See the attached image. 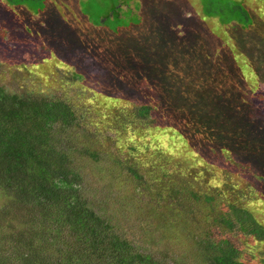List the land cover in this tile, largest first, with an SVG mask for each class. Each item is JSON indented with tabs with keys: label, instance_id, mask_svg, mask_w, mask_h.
Instances as JSON below:
<instances>
[{
	"label": "trees",
	"instance_id": "16d2710c",
	"mask_svg": "<svg viewBox=\"0 0 264 264\" xmlns=\"http://www.w3.org/2000/svg\"><path fill=\"white\" fill-rule=\"evenodd\" d=\"M45 1L0 0V47L7 41H17L27 53L24 54L29 55L28 63L25 62L28 69L34 58L47 63L58 52L56 66L65 64L64 59L74 56L78 50L81 55L75 56L79 61L82 56L86 62L93 61L94 53L89 51V55L88 51L78 46L72 48L70 41L59 44L63 42L58 31L61 22L51 17L53 9H49V6L46 8ZM243 1L236 2L242 6L239 9L238 4L237 8L232 7L235 4H230L232 0H210L209 15L215 17V23L224 26L227 31L235 22L232 17L235 10L243 11L244 19L238 20L237 28L241 36L248 35L255 21L252 19L251 23L248 16L252 13L250 6L247 9ZM89 3L92 9L85 8ZM129 5L128 0H86L81 1L79 7L89 26L109 28L111 26L108 22L112 19L128 21L125 17H129L132 11H122V6ZM93 11L98 12V22H94L91 16ZM40 14H44L42 19L38 18ZM136 15L140 14L135 13L133 17ZM133 20L129 18L128 23H122L115 31L105 27L125 39V44H130L127 51L118 54L123 57L124 64L114 63L117 72L113 76L112 85L117 91H122L118 94L120 96L139 91L138 82H132L128 88L124 84L120 72L124 70L135 74L141 80L140 83L147 81L155 84L163 94L158 96L160 105L167 108L169 120L174 125L160 131L152 129L157 137V142H152L156 147L150 144L142 154L156 159V162L143 170L151 175L148 181L152 180L153 184L148 185L150 188L147 194L140 192V186L135 187L129 204L137 202L134 209L137 215L142 216L143 220L162 222L161 230L168 231L178 243H189V249L181 256L169 258L168 250L160 252L155 246L161 244L163 237L152 241L148 228L140 226L145 235L139 237V242L134 241L121 233L118 224L100 209L98 200L94 202L96 205L91 204L93 198L90 199L80 173L73 167L74 155L69 145L72 139L69 132L83 116L82 110L86 107L76 111L67 102L47 97L40 91L10 92L0 85V195L8 200L0 205V264H249L241 259L249 243L255 240L257 242L253 246L264 248V230L258 229V220L254 216L262 218L264 215V189L256 191L253 198L252 195L247 197L251 193L245 190L252 191L249 187H244L243 192L239 193L236 185L218 181L215 176L212 179L215 189L200 194L198 187L203 172L197 169L194 159L180 160L175 157V154H179L177 149L190 152L188 142L203 150L209 139H213L217 145H225L224 139L234 144L238 140L236 150L233 151L229 143L230 148L225 146L223 152L238 165L243 161L254 162L264 170V126L253 118L240 117L242 111L252 115L248 112L251 108L249 90H258L253 84L251 87L247 80L246 64L252 71H256L251 56L246 57L245 65L241 66L233 46L231 49L225 48L220 43L215 53L211 49L215 45L206 36L194 33L187 26L183 32L171 28L159 35L166 37L161 56L138 59L140 50L137 47L140 45L134 43L136 38L126 35H133L132 29H129ZM44 38L50 42L44 41ZM259 40V46L263 47L262 39ZM29 42L31 48L27 49L24 44ZM244 42L239 39L240 44ZM66 47L68 55L64 54ZM24 54L21 57H25ZM201 59H205L204 62ZM215 59L225 62L228 67L220 70L222 63L219 65ZM182 60H185L184 63ZM191 60L195 61L191 63ZM99 65H102V61ZM107 65V72L114 69L112 63ZM189 73H193L195 78L187 85H179V89L175 87L173 92L166 88L169 77L173 81L183 82ZM180 74L182 78L178 77ZM82 76L74 72L73 81ZM119 76L122 78L119 79ZM200 79L202 83L197 86ZM203 92L204 96L201 95ZM92 96L96 98V95ZM172 96L180 100L184 96L193 97L196 102H186L181 108ZM118 98L123 99L110 96L104 97L99 103L110 105L117 102ZM86 106L88 114L92 106ZM178 106L180 112H187L185 115L190 113L185 116V120L177 118L179 112L175 108ZM136 112L145 117L148 107L143 104ZM259 113L261 111H255V114ZM186 125L202 129L204 146L198 144L202 135L197 133L196 138L194 132L190 133L186 129ZM136 158L141 157L139 155ZM157 160H161V163ZM125 166L131 169L130 172L122 165L118 168L126 171L130 177L132 173H137L135 168L140 170L135 159H131ZM258 179L264 185V175ZM159 187L162 192L155 190L156 193L152 194V189ZM222 196L231 199V203H225L223 209L219 207L225 200ZM147 210L150 215L146 213ZM260 227L264 229V225ZM237 230L242 233L238 241L233 239ZM259 252L261 256H257L256 260L264 264V251L261 249Z\"/></svg>",
	"mask_w": 264,
	"mask_h": 264
},
{
	"label": "rangeland",
	"instance_id": "374dc122",
	"mask_svg": "<svg viewBox=\"0 0 264 264\" xmlns=\"http://www.w3.org/2000/svg\"><path fill=\"white\" fill-rule=\"evenodd\" d=\"M61 1L63 2V0H59L57 3ZM141 1L142 0H138V3ZM232 1L233 2H230V4H234L235 2L232 7L237 8L238 5L239 9L242 7L240 3H236L238 0ZM178 2H180L181 5H189V10L186 13H190V9L191 13L188 15H181V12L179 14L175 9H164L169 18L174 22L183 18L185 19L182 20V25L174 27L178 32L185 31L187 24L191 22L195 25L193 29L194 33L200 31L201 34L206 36V38L215 45V48L214 46L211 48L213 52H215L217 48H220V43H223L225 48L231 49L233 46L235 48V50L233 48L234 54L238 56L237 62L242 64L241 66L245 65L244 61L247 60L246 57L251 56L253 62L252 66L256 70L255 72L257 75L252 71V68L250 66L248 68L246 64L245 70L248 72V74H246L247 80L249 85H255L258 90L255 91L253 88L249 90V105H251V108L248 112L252 115L242 111L240 117L253 118L255 122H259L264 126V56H262L264 54V0H245L242 2L243 6L247 5V9L250 6V12L253 13H249L248 15L251 19V23L253 22L252 19L255 21L249 32L250 34H244L243 36L240 35L241 31L237 28V26H239L238 20L244 19L245 13L243 11L239 9L235 10L232 16L235 22L225 31L224 26L215 23V17L209 15L211 11L210 0H174L171 3L176 5ZM57 3L55 4V2H53V4L56 5L55 7L58 6ZM53 4L49 6V9H55V11H53L54 13H51V17L53 19H63V22L59 23L61 28H58L63 42L59 44L70 41L72 48L78 46L86 52L88 51V54L89 51L94 53L92 54L94 60L86 62L84 56H82V60L79 61L77 56L81 54L78 50L74 52V56H70L69 59H64L66 62L65 64L56 66L59 56L58 52V55L54 54L47 63H41L34 58L35 60H32V66L28 69L25 62L28 61L29 55H26L27 53L23 51L17 41L12 40V42H9L6 40L7 43H4V46L0 47V85L5 86L10 92L36 93L40 91L41 94L47 97L61 99L67 102V104L76 111H79L81 107L87 108L86 104L92 106L93 108H90L91 111H89L88 114H86V108L82 110L84 113L83 116L69 132L72 135L69 145L74 155L72 164L75 170L78 171L77 173H80L81 180L86 188V192L89 193L90 199L93 198L91 204H95L94 202L98 200L100 202V209L103 210L114 223H117L121 233L125 234V236H128L130 239L139 242V237L145 235V231L142 232L140 226H145V228L149 230L148 235L152 241L159 240L163 237L162 242H160L161 244L155 245L160 252L168 250V256L169 258L172 257V259L183 255L184 252L189 249V243H183L182 241L178 243L177 239L171 237L168 231L165 232V230H161L162 222L152 219L143 220L142 216L140 217L134 212L136 205H138L137 202L133 201L129 204L130 195L133 193L132 190L134 191L135 187L140 186V192L142 194H147L150 188L148 185H150V183L153 184L152 180L148 181L151 175L146 174V170H143L150 167L154 161L156 162V159H151L142 154L147 151L146 148L148 145L152 144L155 146L152 142H157V137L154 136V131H152V129L154 128V130L160 131L172 127L174 124L169 120L167 108L160 105L161 103L158 96L161 97L163 94L159 92L155 84H149L147 81L140 83L141 80H138L135 74L125 72V70L120 71L127 88L132 85V82L133 84L138 82L137 88L139 91H136L135 94L128 93V95L125 94L124 96L118 95L122 93V91H117V88L112 85L113 76L115 77V73L117 72L114 63L124 64L123 57L118 56V54L127 51V46L130 44H125V39L119 38V35H115L108 31V29L115 31L122 23H128L129 18H134L129 27V29H132L131 32L134 36L130 33L126 35L136 38V40H133L135 41L134 43L140 45V47H137V50H140L138 59H151L153 56L162 55L163 43L166 37L159 36L164 34L163 30L161 34H159V31H161V28L165 27V22H167L166 26H169V20H159V15L155 11V8H153L148 14L145 13V19H148L147 21L141 18V15L133 17L134 13L132 12L129 17H125L128 21L125 19H112L108 22L111 27L108 28L104 26L95 28L83 21L78 5L75 11L74 7L70 6L71 4L69 2L63 9L58 7L55 8ZM130 4L133 5V2ZM91 6L92 5L89 3L85 8L92 9ZM43 15L44 14H40L38 18L42 19ZM91 16L94 22H98V12L95 13L93 11ZM201 20L211 22L212 25L209 24L206 26V22H204V24L199 23ZM216 26L217 29H215ZM40 37L43 38L41 35ZM259 38L262 39L263 47L259 46ZM239 39L244 40V44H240ZM43 40L50 42V40L45 38ZM29 43L30 45H28ZM29 43L24 44L27 49L31 48V42ZM67 51L68 48L66 47L64 49V54L68 55ZM223 52L225 51L223 50ZM226 53L228 54V51ZM23 54L25 57H21ZM201 60L204 62L205 59ZM215 60H217L218 64L222 63L221 65L219 64L220 70L228 67V65L225 62L223 63L220 59ZM101 61L102 65H99ZM184 61L185 60H182V63H184ZM194 61L195 60H191L190 62L192 63ZM202 61L199 62L201 63ZM108 63H112L114 69L111 68L107 72ZM197 63L198 62H196V64ZM230 64H232V61ZM74 72L82 74L83 76L81 79L73 81L72 77ZM121 76H119V79L122 78ZM178 77L182 78L183 75L180 74ZM185 78L183 82H176L169 77L168 83L165 84L166 88L173 92L175 87L179 89V85H187V83L191 82L192 79L195 78V75L189 73ZM200 81L201 79L197 83V86L202 83ZM181 90H184V87H182ZM183 92L185 93V90ZM92 94L96 95V98L92 96ZM201 95L204 96L205 93L203 92ZM110 96H114V98L123 97V99L118 98L117 102L110 103V105L100 104V100ZM172 99L174 102L179 103L181 108L186 102H196L193 97L189 98L184 96L183 100H180L172 96ZM143 104L148 107V113L145 117H141L136 112ZM179 108L180 106L175 108L178 109L179 112L177 118H183L185 120V116H189L190 113L185 115L187 112H180ZM258 110L261 111V113L255 114V111ZM83 117L85 118L83 119ZM190 125H186V129L190 133L194 132L196 138L197 133H200L203 137L202 129L197 130ZM204 140L205 137L201 138L198 144L204 146ZM224 143L225 145H217L213 139H209L205 143L206 148L200 150L199 146H194L191 142H188L187 146L191 149L190 152L185 153L186 150L180 152L181 149H177L176 151H178L179 154H175V157H178L180 160L184 158L194 159L193 163L196 164L197 169L203 172L201 173L202 182L200 187H198V192L200 194H207L208 191L212 192L211 190L215 189L212 179L217 176L218 181H228L236 185L239 188V193L243 192L242 190L244 187H249L252 191L248 189L245 190L251 193L247 195V197L252 195L253 198L256 191L264 189L263 182L258 179L260 175H264V170L254 162L246 163L242 160L243 163L238 165L233 158L225 154L222 149L225 146L228 147L230 143L234 151L237 149L236 146L239 144V141L237 140L235 142L236 144H234L230 141L226 142L224 139ZM229 148L230 147H228V149ZM90 150L93 152L89 153ZM139 155L141 158H136ZM131 159H135L140 168V170L135 168L137 173H132V179L125 173L126 171L119 170L118 168L119 165H122L130 172L131 169H128V166L126 167L125 164L130 162ZM157 162L161 163V160H157ZM193 166L196 168L195 165ZM220 169L222 172L218 173ZM155 190L162 192L161 187H159L152 189V194L156 193ZM155 196L162 197L160 195ZM134 197L136 196L134 195ZM164 197L165 195L163 199ZM222 197L224 199L226 198V196ZM6 201L8 200L0 195V205H3L2 203H6ZM230 201V198L225 199L220 203L219 207L223 209L225 203L227 205L231 203ZM212 202L215 204V201ZM146 213L150 215L149 210H147ZM155 216L160 217L161 215ZM254 216L258 220V229L263 231L264 229L260 226L264 225V215L262 218H258L256 215ZM137 218L139 222L141 221L140 224ZM241 236L242 233L237 230L233 239L238 241ZM254 242L257 241L253 240V242L249 243L248 248H246L241 255V259L247 261L249 264H260L256 260V257L261 256L259 250L262 249V251H264V248L259 245H256V247L253 246Z\"/></svg>",
	"mask_w": 264,
	"mask_h": 264
},
{
	"label": "crops",
	"instance_id": "0c3cea01",
	"mask_svg": "<svg viewBox=\"0 0 264 264\" xmlns=\"http://www.w3.org/2000/svg\"><path fill=\"white\" fill-rule=\"evenodd\" d=\"M59 0H46L45 1V4L47 5L46 6V8L48 7V6H51L52 4H53V2H55V4L58 2ZM81 1H86V0H63V2L61 1V2H59V3H57L58 4V8H60V9H63V7L69 2L71 5L70 6H73L74 7V9L76 10V6L78 5L79 6V4H80V2ZM172 1H174V0H142L141 2H139L138 3V0H131V1H129V3H132L133 2V5H129L128 7L127 6H122V11H129V10H131L134 14L135 13H139L141 16H142V18H144V20H148V19H145V16H146V14H148V12L150 11V10H152L153 8H155V11L158 13V15H159V20H166V21H168L169 22V26H166V23L167 22H165L164 23V25H165V27H163V28H161V31L163 30V32L165 31V30H170L171 28H174V27H177V26H179V25H182V23H183V21L182 20H185L184 18L183 19H181V20H179V21H177V22H174V21H172L170 18H169V16L166 14V12H165V10L164 9H175L179 14H180V12H181V15L183 14V15H188V14H190L191 13V9H190V13H186V12H188V8H189V5L188 6H185V4H183V5H181L180 4V2H178V3H176V5H173L171 2ZM65 2V3H64ZM55 4H53V6L55 7L56 5ZM120 4H122L121 2H120ZM118 5L119 7H121V5ZM68 5V4H67ZM57 7H55V8H57ZM53 9V11H55V9L54 8H52ZM79 10H80V12H81V8H79ZM54 13V12H53ZM146 13V14H145ZM82 15V14H81ZM54 16H56V15H54ZM82 17H83V21L84 22H86L87 20H86V17L85 16H83L82 15ZM88 17V16H87ZM60 18V17H59ZM62 18H60V22H62ZM204 22H206V26L207 25H209V24H211L212 25V23L211 22H208V21H199V23H203L204 24ZM103 23V22H102ZM186 23V22H185ZM184 23V24H185ZM191 24V25H190ZM187 26H190V28L193 30L194 28H195V25L193 24V23H191V22H189L188 24H187ZM104 27V26H103ZM166 28H169V29H166ZM185 30H186V28H185ZM197 32H199L200 33V31H197ZM201 34V33H200ZM202 35V34H201Z\"/></svg>",
	"mask_w": 264,
	"mask_h": 264
}]
</instances>
